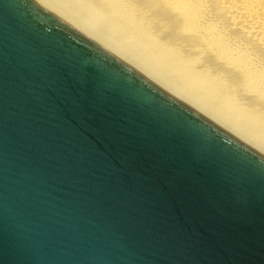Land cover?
<instances>
[{
  "label": "water",
  "instance_id": "obj_1",
  "mask_svg": "<svg viewBox=\"0 0 264 264\" xmlns=\"http://www.w3.org/2000/svg\"><path fill=\"white\" fill-rule=\"evenodd\" d=\"M0 264H264V151L56 0H0Z\"/></svg>",
  "mask_w": 264,
  "mask_h": 264
},
{
  "label": "bare ground",
  "instance_id": "obj_2",
  "mask_svg": "<svg viewBox=\"0 0 264 264\" xmlns=\"http://www.w3.org/2000/svg\"><path fill=\"white\" fill-rule=\"evenodd\" d=\"M56 1L139 67L264 151V0ZM206 11L218 16L209 19Z\"/></svg>",
  "mask_w": 264,
  "mask_h": 264
},
{
  "label": "rangeland",
  "instance_id": "obj_3",
  "mask_svg": "<svg viewBox=\"0 0 264 264\" xmlns=\"http://www.w3.org/2000/svg\"><path fill=\"white\" fill-rule=\"evenodd\" d=\"M209 1H210V0H208V4H211V3H209ZM208 4H207V6H209ZM211 5H212V4H211ZM206 13H207L206 15H207L208 17L210 16L209 19H210V18L212 19V17H215V18H216V17L218 16V13L215 12V11L211 12V13H210L211 15H210L209 12H207V11H206ZM213 19H214V18H213ZM221 23H222V22H221ZM215 24H218V25L220 26L221 29L225 28V25H224L223 23L220 24V23H218V22H217V23L215 22ZM222 27H223V28H222ZM235 40L238 42L237 44L240 45V43H241V44L243 45V42H241L239 39H235ZM245 46H246V45H245ZM251 126L255 127V124H251Z\"/></svg>",
  "mask_w": 264,
  "mask_h": 264
}]
</instances>
